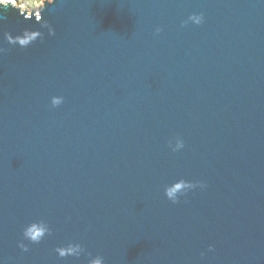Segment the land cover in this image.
Returning <instances> with one entry per match:
<instances>
[{"label":"water","instance_id":"95a60500","mask_svg":"<svg viewBox=\"0 0 264 264\" xmlns=\"http://www.w3.org/2000/svg\"><path fill=\"white\" fill-rule=\"evenodd\" d=\"M44 3L0 4V264H264V0H56L21 47Z\"/></svg>","mask_w":264,"mask_h":264},{"label":"clouds","instance_id":"9594fccd","mask_svg":"<svg viewBox=\"0 0 264 264\" xmlns=\"http://www.w3.org/2000/svg\"><path fill=\"white\" fill-rule=\"evenodd\" d=\"M56 0H45L44 7L41 9V17L42 19L36 20L37 23L41 25V28L39 29H31V28H25L23 30V37H17V40L19 41V45L21 47H27L30 45V41L35 42V37L37 35H41L44 39L45 33L41 30L43 28H46L48 30V35H55V27L52 25V23L44 18V11L50 4H54ZM0 4L4 5V8L6 9L8 6H12L15 9H18L19 15L23 16L25 19H31L33 16L35 17V13L33 12L32 15H29L25 6H24V0H0ZM196 15V13H193L189 16L192 17ZM203 13H200L197 16L196 23L200 24L203 21ZM184 24H187V20L183 22ZM161 29H157V31H160ZM5 35L9 38V41L15 45V41L11 40L12 32L8 31L5 33ZM41 39V40H42ZM32 42V43H33ZM0 51H8V49H0ZM61 96H54L52 98V104L54 106H58L61 104ZM169 145H172V141H169ZM184 147V140L180 138V142L178 145L173 147V151H178L179 149ZM197 186L206 187L205 182L203 181H190L186 179H179L178 181H175L174 183L166 186V195L169 199H171L174 203L179 202V197L182 194H185L188 190L193 189ZM179 194V195H177ZM51 228L49 227L48 223L44 220L40 221H33L29 225H27L24 229L23 235L26 239L33 243H39L46 234L51 233ZM19 247L23 250L27 251L29 249V244H26L24 240H21L19 242ZM209 250H214V245L209 246ZM85 251L84 246L80 243H68L66 246H58L56 248V252L59 254L60 257H67V256H80ZM90 255V254H89ZM202 256L205 255V253L201 254ZM99 259H91L89 261V264H101V259H103L102 256ZM104 261V259H103Z\"/></svg>","mask_w":264,"mask_h":264},{"label":"rangeland","instance_id":"374dc122","mask_svg":"<svg viewBox=\"0 0 264 264\" xmlns=\"http://www.w3.org/2000/svg\"><path fill=\"white\" fill-rule=\"evenodd\" d=\"M44 0H24V3H28V9H36Z\"/></svg>","mask_w":264,"mask_h":264}]
</instances>
